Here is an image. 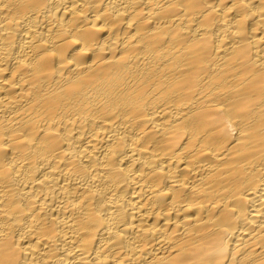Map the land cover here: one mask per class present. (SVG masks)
<instances>
[{
    "label": "bare ground",
    "instance_id": "obj_1",
    "mask_svg": "<svg viewBox=\"0 0 264 264\" xmlns=\"http://www.w3.org/2000/svg\"><path fill=\"white\" fill-rule=\"evenodd\" d=\"M0 264H264V0H0Z\"/></svg>",
    "mask_w": 264,
    "mask_h": 264
}]
</instances>
